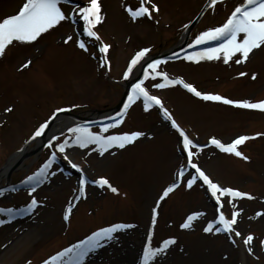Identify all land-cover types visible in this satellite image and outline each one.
<instances>
[{"label":"rangeland","instance_id":"obj_1","mask_svg":"<svg viewBox=\"0 0 264 264\" xmlns=\"http://www.w3.org/2000/svg\"><path fill=\"white\" fill-rule=\"evenodd\" d=\"M78 2L64 0L61 6L66 15L72 14ZM99 2L103 20L93 29L99 41L83 34V21L68 19L36 41L14 42L0 56V171L57 108L82 115L115 108L128 79L123 73L135 53L148 48L147 55H153L179 44L184 30L207 0H152L159 10L152 12L151 18L135 20L127 9L138 7L140 0ZM23 3L24 0H0V18L15 14ZM240 3L241 0H217L214 6L210 5L193 28L187 45H194L192 42L202 31L223 24ZM68 36L72 40L65 43ZM79 40L85 42L86 49L78 46ZM218 43L220 41L203 44L215 47ZM101 44L110 45L105 57L107 66L100 62ZM201 50L162 60L157 70L167 73L170 79L192 84L202 93L232 100H264V45L254 49L247 60L239 64L235 62L239 54L227 63L222 57L186 59ZM27 61L31 63L22 68ZM241 72L246 75H239ZM162 82L161 77H149L143 86L150 95L160 99L163 108L154 104L145 110L142 98L138 99L128 108L119 126L103 133H144L125 148L113 147L103 154L95 144L80 148L71 143L73 134L67 132V128L74 127L72 123L47 137L41 149L15 163L2 176L0 191L4 195L0 196V208H25L33 196L38 204L31 212L11 217L6 212L0 213V220H4L0 224V264H43L46 260L52 264L51 257L112 223L133 227L114 234L116 240L103 243L81 264L94 261L97 264H140L139 257L149 231L153 232L154 247L164 239L176 238V243L153 264H264V245L261 244L264 215H256L264 213V135H255L264 133V111L204 100L182 84L153 87ZM7 108L11 111H5ZM163 109H167L171 118L199 145L213 137L223 143H230L240 135L254 137L238 146L248 160L225 153L215 145L193 149L196 153L193 162L214 182L253 197L234 200L236 208L242 210L235 228L242 235L254 236L252 253L247 251L241 237L233 236V243L228 233L203 231L207 222L216 216L217 206L201 181L197 180L192 188L186 187L188 173H194V169H186L179 186L159 202L157 223L151 224L152 208L157 207L163 190L176 179L177 169L187 162L179 132L164 118ZM85 128L94 133L101 131V126ZM54 135L57 141L53 143L69 140L66 154L82 172L70 166L64 159L65 153L49 147ZM35 139L28 149L36 147ZM53 152L56 159L51 161L47 178L29 194L30 185L24 181L48 162ZM81 175L87 179L85 194L74 200ZM100 177H106L118 192L92 182ZM69 202L73 209L69 220L65 221L64 211ZM222 211L230 218L232 208L227 199ZM193 212L202 215L193 221L191 228L181 229L179 225ZM102 249L107 251L104 253ZM130 250L135 251L132 258ZM62 259L67 261L68 257Z\"/></svg>","mask_w":264,"mask_h":264},{"label":"snow or ice","instance_id":"obj_2","mask_svg":"<svg viewBox=\"0 0 264 264\" xmlns=\"http://www.w3.org/2000/svg\"><path fill=\"white\" fill-rule=\"evenodd\" d=\"M64 0H24V3L15 14L6 15L0 18V56L4 55L6 48L12 45L14 42L30 43L36 41L42 34L47 33L50 29L59 25L61 22L68 19H78L83 21V34L87 37H94L99 41V36L93 30L94 27L103 20L101 13V4L99 0H79L76 7L73 9L71 15H66V12L62 8ZM217 0H210V5L214 6ZM83 5V6H81ZM158 5L152 2V0H140V5L133 8H128L127 11L133 20L140 17L151 18L152 12L158 11ZM78 14V15H77ZM242 34V35H241ZM72 40L71 36L65 39V43ZM209 41H220L215 47H205L200 52L188 55V60H202V59H219L223 58L227 63L239 54V58L235 60L237 64L246 61L249 54L262 45H264V0H241V3L234 8L231 14L227 17L225 22L217 27L209 28L206 31H202L197 35L192 42L195 45H201ZM78 46L81 49H86V44L83 40L77 41ZM110 45L101 44L99 52L101 53V65L107 66L106 54ZM148 48H142L137 51L128 63L126 71L123 73L127 78L133 72L134 67L140 63L141 59L149 53ZM30 61L22 64V68H27ZM159 60H152L147 63V67L143 70V80H138L131 86V91L127 95V100L124 102L123 108L116 117L112 118L113 123L103 124L101 131L94 133L87 128L77 125L75 127L67 128V132L73 134L72 144L78 145L80 148H84L89 144H95L96 148L101 154L108 149L117 147L120 149L125 148L126 145L133 143L144 133L141 131H127L117 132L109 135L103 133L108 132L109 128L117 127L122 123L123 117L126 114L128 108L138 99L143 100V106L145 110L152 105H160L163 108L160 99L154 95H150L148 90L143 86L144 80L149 77H161L162 83H155L153 87L164 88L167 85L182 84L185 89L193 93L197 97H201L204 100L221 101L228 105H234L244 109H255L264 111V100L251 102L249 100H232L218 94L202 93L198 91L192 84L185 83L181 79H170L167 73L158 71ZM244 76L246 73H239ZM255 78V74H253ZM5 111H11V108L5 109ZM65 111V109L57 108L50 119L54 118L57 113ZM164 118L171 121L172 128L179 132V136L182 140L181 150L185 152L186 164L181 165L176 172V179L168 187L163 190L159 200H157V207H153L151 211V224L155 226L157 223L159 202L164 200L168 195L173 192L179 186V182L185 177L186 169H194L195 172H189L190 178L186 180V187L192 188L193 184L197 180L201 181L210 197L216 201V216L209 220L206 226L203 227L205 233H228L229 239L232 237H241L243 245L247 247L249 253L253 252L251 247L254 240V236L249 233L242 235L241 231L235 228L237 224V217L240 214L241 209H237L234 203L236 198L247 197L252 199L253 197L246 192L233 189L231 187H224L214 182L209 175L205 173L196 163L193 162V157L196 154L193 149H200L202 146L196 144L188 135L179 127L175 120H173L168 113L167 109H163ZM48 126V122L41 124L34 133L35 136H40L44 129ZM255 135L261 136L264 133H256ZM254 138L246 135H240L233 139L230 143H223L219 139L211 138L210 143L215 145L221 151L225 153L234 154L237 157H241L244 160H248L249 157L244 155L238 150V146L243 144L246 140ZM57 141V137L54 135L49 140V147L58 149L59 152L65 153L64 159L68 161L70 166L79 171V165L73 163L66 154V148L69 146V140L65 139L63 142L53 143ZM56 159V153L53 152L46 162L36 173L28 176L24 183L29 184V194L35 191V187L42 184L48 176V170L51 165V161ZM94 184L101 188L107 186L113 193H117L118 189L113 187L106 177H100L94 181ZM87 183L86 177L81 175L79 177V185L77 189V195L73 196L74 200H79L85 194V185ZM4 195L3 191H0V196ZM223 198V199H222ZM224 199L231 205L232 211L230 218L222 211L224 207ZM38 204V201L33 196L30 203L22 209L13 208H0V213H7L10 217L13 215H19L26 212H31ZM73 205L69 202L68 207L64 211V220L67 221L70 218ZM202 213L193 212L184 219L179 225L181 229H189L192 227V223ZM257 216H262L264 213L257 212ZM4 223V220H0V224ZM133 227L132 225L125 223H112L109 226L101 227L96 231H93L85 239L80 240L78 243L73 244L71 247L65 248L62 252L57 253L51 257L52 264H81L85 257L95 250L101 248L103 243L112 242L117 239L114 235L122 230ZM153 232L147 233L146 242L142 246V255L139 257L140 264H153L154 260L161 254L168 250L169 246L176 243L175 237H169L162 240L158 247L152 245ZM235 243V240L232 239ZM261 244L264 245V240H261ZM67 256L68 260L64 261L62 258ZM43 264H49L46 260Z\"/></svg>","mask_w":264,"mask_h":264},{"label":"water","instance_id":"obj_3","mask_svg":"<svg viewBox=\"0 0 264 264\" xmlns=\"http://www.w3.org/2000/svg\"><path fill=\"white\" fill-rule=\"evenodd\" d=\"M209 6H210V0H207V2L203 6V8L200 10V12L195 16V18L188 24V26L184 30V32L182 34V40L179 44L169 48L168 50L161 51V52L153 54V55H146L145 56V59H144L142 65L140 66L138 73H137V76L134 79L133 83H136L138 80H141V78L143 76L144 68H146L147 63H150L152 60L161 61L164 59H176V58H179L186 53H190V52H193V51H196L199 49H203L206 47L207 44L188 46L187 43H188V40H189V37H190V34H191L193 28L199 22V20L202 18V16L207 11ZM215 45H217V44H215ZM209 46H212V45H209ZM132 84H130V85L125 84L124 85V91H123L122 98H121L120 102L118 103V105L115 108H113V109H115V113L108 114V115H93V116H91L93 112H101V111L100 110H93L92 113L89 115H82L79 112L73 113V112H69V111H62V112L57 113L54 118L49 119L47 121L48 126L44 129V131L50 130L53 127L56 120L60 117H63V116H72V117L76 118V120H77L76 124H78L80 126H102L103 124L113 123L112 118L116 117V114L119 113L121 111V109L123 108L124 102L127 99V95L131 89ZM35 137H37V136H34L33 138H31L29 141H27L24 144V146L21 149L17 150L14 153V155L21 153V156L17 162H20L24 157H28V156L32 155L36 150L41 149L43 147L45 140L39 146H37V148L35 147L36 149L35 148L34 149L33 148L28 149L30 142ZM204 146H208V145H204ZM5 166L3 167V169L5 168ZM8 179L9 178H7V181H8Z\"/></svg>","mask_w":264,"mask_h":264},{"label":"bare ground","instance_id":"obj_4","mask_svg":"<svg viewBox=\"0 0 264 264\" xmlns=\"http://www.w3.org/2000/svg\"><path fill=\"white\" fill-rule=\"evenodd\" d=\"M143 60L141 59L140 63H138L134 69L133 72L129 75L126 84L130 85L133 83L136 74L138 73V70L140 68V66L142 65ZM115 113V109H110V110H103L101 112H93L91 116L93 115H108V114H113ZM77 120L76 118L72 117V116H63L60 117L56 120V122L54 123L53 127L48 130V131H43L42 134L40 136H37L35 141L37 142L36 147L42 143L47 137L51 136L55 131L69 125L72 123H76ZM21 156V153L14 155V157L7 163V165L5 166V168L0 172V179L2 178V176L12 167L14 166L15 163H17V161L19 160ZM16 165V164H15ZM103 250V249H102ZM107 250L104 249L103 252L105 253ZM135 251L134 250H130L129 251V255L132 258L134 255ZM89 264H97L95 261Z\"/></svg>","mask_w":264,"mask_h":264}]
</instances>
